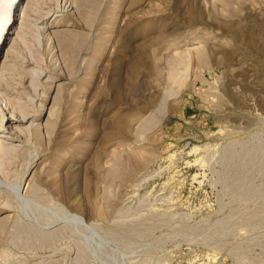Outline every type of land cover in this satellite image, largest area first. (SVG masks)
I'll return each instance as SVG.
<instances>
[{"label": "rangeland", "instance_id": "374dc122", "mask_svg": "<svg viewBox=\"0 0 264 264\" xmlns=\"http://www.w3.org/2000/svg\"><path fill=\"white\" fill-rule=\"evenodd\" d=\"M0 105V264H264V0H0Z\"/></svg>", "mask_w": 264, "mask_h": 264}, {"label": "bare ground", "instance_id": "6f19581e", "mask_svg": "<svg viewBox=\"0 0 264 264\" xmlns=\"http://www.w3.org/2000/svg\"><path fill=\"white\" fill-rule=\"evenodd\" d=\"M0 110H1V115L3 116V120H4V112H3V108L1 107V105H0ZM12 115H14L13 113H12ZM8 118V117H7ZM14 120H24V117L23 116H9V121H14ZM0 158H2V159H4V156H3V151H2V149L0 148ZM81 219V218H80ZM83 220V219H82ZM80 221V220H79Z\"/></svg>", "mask_w": 264, "mask_h": 264}]
</instances>
